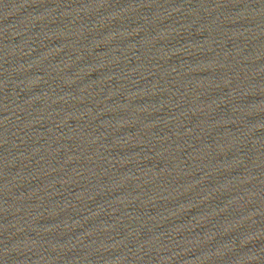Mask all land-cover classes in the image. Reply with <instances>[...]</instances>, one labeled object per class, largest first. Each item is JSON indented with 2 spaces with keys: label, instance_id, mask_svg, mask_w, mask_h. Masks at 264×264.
<instances>
[{
  "label": "water",
  "instance_id": "95a60500",
  "mask_svg": "<svg viewBox=\"0 0 264 264\" xmlns=\"http://www.w3.org/2000/svg\"><path fill=\"white\" fill-rule=\"evenodd\" d=\"M0 264H264V0H0Z\"/></svg>",
  "mask_w": 264,
  "mask_h": 264
}]
</instances>
